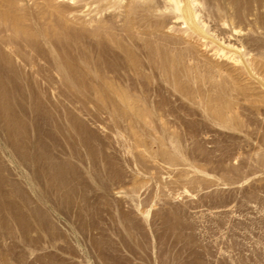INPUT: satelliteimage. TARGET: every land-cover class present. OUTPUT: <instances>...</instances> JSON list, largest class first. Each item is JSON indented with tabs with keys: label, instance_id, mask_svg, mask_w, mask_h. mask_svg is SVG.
Here are the masks:
<instances>
[{
	"label": "rangeland",
	"instance_id": "1",
	"mask_svg": "<svg viewBox=\"0 0 264 264\" xmlns=\"http://www.w3.org/2000/svg\"><path fill=\"white\" fill-rule=\"evenodd\" d=\"M159 1L96 3L88 7L96 18L88 28L104 26L118 37L124 28L151 34L138 16L149 4L160 5L150 18L165 16L169 0ZM198 1L204 17L207 4ZM38 2L37 8L25 4L39 14L46 5ZM209 6L228 21L227 30L233 24L238 33H249L255 52L240 64L229 59V50L221 52L229 55L225 59L211 53L207 61L221 77L194 79L200 89L188 95L166 80L138 77L126 55L115 68L103 65L99 75L64 81L54 70L65 57L51 58L21 42L24 65L10 41L15 23L0 21V52L7 60L0 61V97L18 116L10 124L0 114V264H264V9L247 27L233 15L230 0ZM135 38L142 47L143 37ZM91 56L93 63L100 59L98 51ZM135 57L146 60L142 52ZM36 69L41 76L33 75ZM105 85L117 91L99 93L96 88ZM132 107L141 111V122ZM219 109L222 120L216 119Z\"/></svg>",
	"mask_w": 264,
	"mask_h": 264
},
{
	"label": "bare ground",
	"instance_id": "2",
	"mask_svg": "<svg viewBox=\"0 0 264 264\" xmlns=\"http://www.w3.org/2000/svg\"><path fill=\"white\" fill-rule=\"evenodd\" d=\"M38 1L39 0H19V2L23 3V5H26L27 7L28 5L25 3H30L32 6L35 5L36 8L38 7V5L41 4V2H38ZM41 1L44 2V4L46 5V8L41 13L38 14L34 10L31 11L29 7L28 9L27 7L25 8V6H23V8L20 5L16 6L15 0H0V8H1L0 21L4 20V21L11 22V24L15 23L14 25L15 26V36H13L14 38H11L12 40L10 41L13 42L17 46V48H15V50L17 49V57L23 62L24 65L27 64V58H26L27 54L25 52V49L22 47V45H20L21 42L30 43L33 46V48H35V50H38V52L40 51L48 55L51 58L56 57L59 60L65 57V64L61 62H57L56 60L57 63H55V70H54V72L59 74L64 81L74 80L76 78H87V77L93 76L94 74L96 76V73L97 75H99V72H101L102 70H106L103 67V65H105L106 68L108 69L115 68L117 62H119L121 59L120 55H126L127 57L126 61L128 62L129 70L133 72L134 74H136L138 77L142 79H145L146 77H150L154 79L166 80L168 82V85L172 87L175 92H178L179 94L188 95L190 91H193V90L199 91L200 89L199 84L193 82L194 79L200 80V76H204L208 80H211V78H214L215 76L221 77V73L215 71V69H217L218 67L217 66L214 67L215 64L211 65V63L207 61V59L211 56L210 55L211 53H212V56L216 57L217 59H225V57H227L228 54L224 53V56H222L223 54L221 55V52L223 53L224 50H229L231 52V56L228 55L230 58L229 57L227 58L231 60L233 59L234 62L239 63L241 62L243 58L247 56H253L252 53L255 52L254 46L250 44L251 40L249 37H251V35L249 33L247 35L242 34V32L238 33V31H236V28L232 26L233 24L230 25L231 30H227V28H225V24L228 23V21L220 17L219 15H216V13L212 11V7L209 6L213 0H205L208 8H207L206 15L204 17H201L202 10L196 7V2H197V6H198V3H200L198 0H169L170 2H172L173 5L168 3L169 1H167L168 4L166 3V5L163 6L165 8V10L163 8V11L166 12L164 13L165 16H162L161 18L159 17V19H155V20L153 18H150L149 14L157 15L160 11L159 9L160 5L153 6V4H149L144 11L142 10L143 12L138 16V18H139V23L141 26H146L152 30L151 34H148L147 32L141 31L137 28L136 30H132L130 28H124L122 29V31L120 30L122 37L121 36L118 37L117 34H115L114 32H112L111 30L107 29V27H104V26L95 27L92 31L91 29L88 28V27L90 28L93 27L94 26L93 24H95L96 22V18H93L91 14L93 12H91L90 8L88 7H91L94 4L99 3V2L101 3L103 1L104 2L106 1L107 3V1L109 0H72L71 1L72 3L68 4L66 7L60 6V4H54L57 1L59 2V0H41ZM62 1L66 2L67 0L66 1L62 0ZM253 1H255V4L257 3V7H252ZM230 2H232L233 10L234 8H237L235 12L236 14L235 13L234 14L231 13V14L235 15L236 19H238L237 21H240V23L244 20L242 23L244 24L245 22V26L247 27H253L256 24L257 19H258V16L256 15L258 14L260 7L264 9L263 0H230ZM159 4H161L160 1H159ZM4 6L8 8L4 9ZM16 7H18L17 10H16ZM243 8H244V11H242ZM168 10L170 11L168 12ZM17 11H19L18 15L16 14ZM227 18H231V17H227ZM28 19H31L32 21V24L30 26H27L25 23ZM232 19L233 18H231V21H233ZM180 20H182V22H180ZM180 23H183L186 28H179ZM234 24L236 23L234 22ZM10 26L11 25H9V27ZM235 34H238L239 36H236ZM137 36L143 37L142 40L144 41V45L142 47L138 44L135 38ZM149 37L151 38L150 40H149ZM87 38H95L96 42L94 44L89 43L87 41L88 40ZM153 38H154V41H153ZM124 40L129 41L131 45H129L128 47L124 46L123 44ZM17 41L19 43H17ZM82 41L84 42V44L80 45ZM3 43L5 44V42ZM75 44L78 46H76ZM109 45H115L117 49L120 51L111 49ZM215 46H217L218 50H216L217 48H214ZM74 50H77L78 52L76 55H73ZM97 51L99 53L98 57H100V59H97L95 61L96 62L95 64V62L94 63L92 62V59H90V57H92L91 54H95L97 53ZM141 52L144 54L146 60L144 59L142 61L139 59L137 60V58L135 57L138 53H141ZM3 58L4 56L0 52V61H4V62L7 61V60H4ZM91 62L94 67H92V65L88 66L87 63H91ZM81 63L86 64L87 67L86 68L81 67L80 65ZM8 64L11 65V62L9 61ZM37 69L34 71L33 75L41 76L42 72ZM219 70L220 69H218V71ZM23 71H24L23 69L22 71L20 69L19 75L25 79H29L30 76ZM222 71H224V69H222ZM51 73L53 72L48 71L46 74H51ZM80 80H83V79H80ZM184 81H186L187 83L184 84L183 83ZM213 85L216 87L220 86V84H217V83H214ZM3 86H4L3 80L0 79V91L1 92L4 88ZM74 87L72 86L73 90H75ZM221 87L218 91L221 90ZM96 89L99 93L104 92V94L115 93V91H117V88H115L114 86H106V85L102 87L100 86ZM138 90L141 92H144L146 88L140 87V89ZM54 91L56 92V90ZM78 93L81 94L80 92H77V94ZM152 94L154 93L152 92L151 96ZM143 100L145 101V98ZM147 104L149 105V103ZM226 107H228V104ZM131 111L133 113V116L135 118L137 117L136 118L137 123L141 122L140 117L141 118L144 117L141 111L137 109L136 107H132ZM153 111L154 113L156 112L155 110ZM206 112L207 111H205V113ZM0 114L5 115L8 118V121L10 124L18 122V119H17L18 116H16L15 113L13 112L12 105L8 101L3 100V97H2V100H0ZM216 114L217 116H219L218 118H216L217 120L223 119L222 110L219 109ZM27 115L29 114L27 113ZM208 115L209 114L207 113V116ZM132 119L134 118H131V120ZM32 121L33 120H31L30 122L31 125H32ZM73 127L77 128L75 124H73ZM32 128L34 127L32 126ZM34 130H33V133H35ZM165 130L166 129H164L163 131L165 132ZM171 134L172 133H170V135ZM145 136H147L146 133H145ZM79 141H82V140H79ZM168 142L166 143L168 144ZM37 144L39 146V143ZM32 147L34 146H31V148ZM178 148H179V145H178ZM172 150H175V149L173 148ZM33 171L35 170L33 169ZM34 177L35 176L33 175L32 178ZM36 187H39V186L36 185Z\"/></svg>",
	"mask_w": 264,
	"mask_h": 264
}]
</instances>
